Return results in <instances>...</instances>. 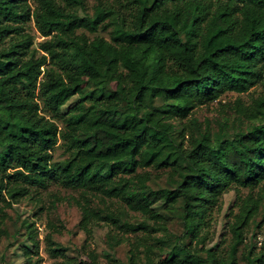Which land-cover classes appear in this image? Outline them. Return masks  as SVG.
Instances as JSON below:
<instances>
[{
	"label": "trees",
	"instance_id": "trees-1",
	"mask_svg": "<svg viewBox=\"0 0 264 264\" xmlns=\"http://www.w3.org/2000/svg\"><path fill=\"white\" fill-rule=\"evenodd\" d=\"M34 1L33 7L29 0H0V113L9 115H0V200L59 181L81 192L74 200L88 237L91 225H106L114 246L125 240L112 229L148 224H131L110 204L125 203L157 222L153 204L133 199L130 186L149 179L139 168H170L180 180L165 202L183 201L186 234L198 242L206 239L199 235L204 216L221 197L260 188L257 198L243 202L242 225L233 226L240 243L263 201L264 90L242 112L250 124L232 138L212 136L195 122L197 132L188 135L183 120L228 92L264 86V0H98L92 16L76 12L86 10L87 0ZM31 21L45 37L43 53L34 47ZM109 29L110 40L88 35ZM156 99L164 104L155 106ZM60 139L68 157L52 163ZM91 197L102 207L90 205ZM193 214L200 218L188 224ZM34 226L27 227L28 240L38 249ZM48 244L61 264H87L53 250L52 238ZM235 249L230 261L212 250L202 258L179 241L164 260L147 258L149 264H235ZM250 255L249 264H264V244ZM138 260L132 251L127 264Z\"/></svg>",
	"mask_w": 264,
	"mask_h": 264
},
{
	"label": "rangeland",
	"instance_id": "rangeland-1",
	"mask_svg": "<svg viewBox=\"0 0 264 264\" xmlns=\"http://www.w3.org/2000/svg\"><path fill=\"white\" fill-rule=\"evenodd\" d=\"M29 3L34 7V0H29ZM97 3L98 0H87L86 10L77 9L76 12L80 16L86 14L92 16ZM28 29L34 38V47L38 53H43L39 45L45 37L38 31L33 21L28 24ZM110 31L111 29L99 30L96 34L88 35L91 38L99 36L110 40ZM263 90V84L259 83L245 93L228 92L213 103L195 108L183 120L187 122L189 128L186 133L189 135L197 132L193 124L195 122L202 131H210L212 136L224 134L229 138L234 137L240 128L245 129L250 124L242 112L247 111L246 108L262 94ZM76 101L77 97L67 105L73 106ZM154 104L160 106L164 104V100L156 99ZM0 115L9 118L7 113ZM171 121L176 124V131L179 132L182 129L179 118L175 117ZM59 125L62 126V122L59 121ZM184 146H189L187 140L184 141ZM51 153L52 163L62 162L68 157L62 139ZM138 173L148 174L149 179L135 180L130 186V196L144 205L153 204L152 208L160 215V219L155 222L140 212L129 210L125 203H122L123 205L111 203L112 208L115 210L118 208L123 213L124 220L131 224L137 226L143 221L148 224L146 229L136 231L112 229V235H118L125 240L114 246H110L108 226L91 225V237H88L80 227L82 213L74 200L81 197V192L77 189L50 180L46 187H29L28 194L16 200L5 193L6 199L0 200V264H27L29 260L32 264H61L62 256H55L49 251L48 238H52L53 250L56 252L65 250L69 257L87 264H92L94 256L98 264H127L132 251L138 256L139 264H149L147 256L159 262L166 258L179 241L192 246L202 258H206L208 251L212 250L220 260L228 261L233 258L232 250L236 246L235 264H249L250 254L255 255L261 250L264 244V190L263 194L260 193L262 204L249 223L243 227V238L240 243L235 245L237 241L233 226L242 225L239 216L243 202L249 195L257 198L260 188L232 190L221 197L218 204L204 216L199 235L206 239L204 242H198L186 234V220L182 215L183 201L180 199L173 206L165 202L176 196L173 191L180 180L179 174L170 168L154 167L139 168ZM99 200L91 197L90 205L101 208ZM199 215L193 214L187 219V223H197ZM31 223L35 225L33 231L39 243L38 249H33L32 243L28 240L27 227ZM201 264L211 263L202 261Z\"/></svg>",
	"mask_w": 264,
	"mask_h": 264
}]
</instances>
